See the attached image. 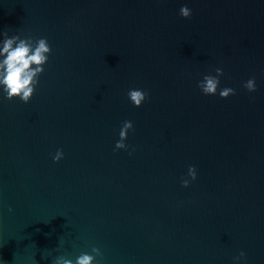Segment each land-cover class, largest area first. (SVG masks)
I'll return each mask as SVG.
<instances>
[{
    "label": "water",
    "instance_id": "95a60500",
    "mask_svg": "<svg viewBox=\"0 0 264 264\" xmlns=\"http://www.w3.org/2000/svg\"><path fill=\"white\" fill-rule=\"evenodd\" d=\"M4 31L52 49L29 103L0 97L4 264L92 247L99 264H233L241 251L264 264V0H0ZM216 67L235 95L201 93ZM130 88L147 92L141 107ZM125 120L129 150L114 151Z\"/></svg>",
    "mask_w": 264,
    "mask_h": 264
},
{
    "label": "clouds",
    "instance_id": "9594fccd",
    "mask_svg": "<svg viewBox=\"0 0 264 264\" xmlns=\"http://www.w3.org/2000/svg\"><path fill=\"white\" fill-rule=\"evenodd\" d=\"M179 15L188 19L192 15V10L187 4H182L179 8ZM0 37H2L0 38V97L8 100L18 99L27 104L35 93L40 76L44 73L45 65L51 55V46L46 37L32 38L29 36L22 38L18 34L10 36L6 31L0 32ZM214 71L215 75L205 74L197 82L201 93L205 96L218 95L221 99L235 95L236 90L232 87H220V78L224 75L223 69L216 67ZM242 87L249 93L255 92L257 87L255 77H249L243 82ZM127 98L134 107L139 108L146 101L147 92L141 88H130L127 91ZM133 128L134 125L131 120L122 122L114 151L129 150L126 140ZM63 155V151L57 149L52 155L53 162H59ZM196 179L197 169L194 165H190L186 176L181 178V186L188 188ZM100 255V250L92 247L90 252H81L75 259L58 255L51 260V264H99L96 257ZM0 264H4V261L0 260ZM233 264H247L243 251L233 257Z\"/></svg>",
    "mask_w": 264,
    "mask_h": 264
}]
</instances>
